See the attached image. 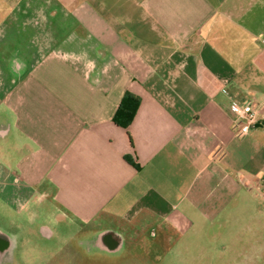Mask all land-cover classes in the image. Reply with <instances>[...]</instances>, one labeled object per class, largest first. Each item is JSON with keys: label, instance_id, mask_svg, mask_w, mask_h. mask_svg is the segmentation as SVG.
I'll list each match as a JSON object with an SVG mask.
<instances>
[{"label": "crops", "instance_id": "0c3cea01", "mask_svg": "<svg viewBox=\"0 0 264 264\" xmlns=\"http://www.w3.org/2000/svg\"><path fill=\"white\" fill-rule=\"evenodd\" d=\"M263 184L264 0H0V196L160 251L218 223L264 264Z\"/></svg>", "mask_w": 264, "mask_h": 264}, {"label": "rangeland", "instance_id": "374dc122", "mask_svg": "<svg viewBox=\"0 0 264 264\" xmlns=\"http://www.w3.org/2000/svg\"><path fill=\"white\" fill-rule=\"evenodd\" d=\"M50 200L40 201L37 196L33 202L21 207V203L26 202L14 196L11 190L0 196V230L17 238V247L0 256V264H67L66 251L59 240H49L38 233V228L43 224H49L57 231H67L64 224H58L62 217ZM86 227L91 228L92 231L86 236L88 243L102 227L95 225ZM204 231L205 229L199 227L188 230L181 235L182 243H179L174 252H169L173 245L168 244L154 258L130 254L129 257L120 256L118 259L116 256L99 251L91 252L86 258L92 264H240L242 262L231 253L223 251L228 238L221 234L222 230L218 223L207 227L206 235ZM195 238L199 243L189 242ZM133 240L147 241L148 236L141 233ZM225 245L227 246V243ZM196 256L202 258L195 259Z\"/></svg>", "mask_w": 264, "mask_h": 264}, {"label": "flooded vegetation", "instance_id": "af4514ba", "mask_svg": "<svg viewBox=\"0 0 264 264\" xmlns=\"http://www.w3.org/2000/svg\"><path fill=\"white\" fill-rule=\"evenodd\" d=\"M59 223L64 224L67 231H57L49 224H43L38 228V233L46 239L59 240L66 251L67 264H92L86 257L93 251L113 255L118 259L120 256L129 257L130 254L154 258L160 252L161 244L153 237L154 232H151L152 236L148 237L147 241H131L114 231L100 230L96 232L91 242L86 243V236L92 233L91 228L64 219L59 220ZM16 247L15 235L0 230V256H4Z\"/></svg>", "mask_w": 264, "mask_h": 264}, {"label": "built area", "instance_id": "2783aa9c", "mask_svg": "<svg viewBox=\"0 0 264 264\" xmlns=\"http://www.w3.org/2000/svg\"><path fill=\"white\" fill-rule=\"evenodd\" d=\"M231 108L235 114L231 119L237 130L236 135L238 137H243L250 131L251 126L256 123L258 119L257 111L251 109L249 106H242L237 102H233ZM261 190L264 195V184L262 185Z\"/></svg>", "mask_w": 264, "mask_h": 264}, {"label": "trees", "instance_id": "16d2710c", "mask_svg": "<svg viewBox=\"0 0 264 264\" xmlns=\"http://www.w3.org/2000/svg\"><path fill=\"white\" fill-rule=\"evenodd\" d=\"M139 106L140 98L130 92H126L113 117L114 123L117 126L128 128L132 124Z\"/></svg>", "mask_w": 264, "mask_h": 264}]
</instances>
